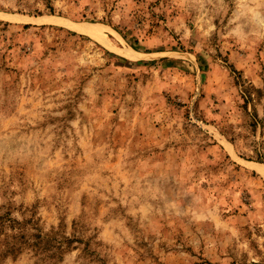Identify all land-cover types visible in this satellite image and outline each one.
Returning a JSON list of instances; mask_svg holds the SVG:
<instances>
[{
    "label": "rangeland",
    "instance_id": "374dc122",
    "mask_svg": "<svg viewBox=\"0 0 264 264\" xmlns=\"http://www.w3.org/2000/svg\"><path fill=\"white\" fill-rule=\"evenodd\" d=\"M0 218V264H264V0H0Z\"/></svg>",
    "mask_w": 264,
    "mask_h": 264
},
{
    "label": "bare ground",
    "instance_id": "6f19581e",
    "mask_svg": "<svg viewBox=\"0 0 264 264\" xmlns=\"http://www.w3.org/2000/svg\"><path fill=\"white\" fill-rule=\"evenodd\" d=\"M93 30V29H92ZM82 33H85V34H90L91 32L89 31V30H87V29H85V30H80ZM96 32V31H95ZM98 32V31H97ZM96 32V33H97Z\"/></svg>",
    "mask_w": 264,
    "mask_h": 264
},
{
    "label": "trees",
    "instance_id": "16d2710c",
    "mask_svg": "<svg viewBox=\"0 0 264 264\" xmlns=\"http://www.w3.org/2000/svg\"><path fill=\"white\" fill-rule=\"evenodd\" d=\"M0 220H1V218H0Z\"/></svg>",
    "mask_w": 264,
    "mask_h": 264
}]
</instances>
